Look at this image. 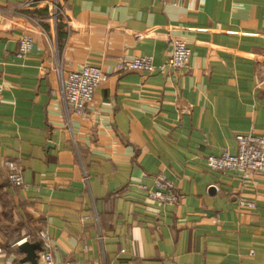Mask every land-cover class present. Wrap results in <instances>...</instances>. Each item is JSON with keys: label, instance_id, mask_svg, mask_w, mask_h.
<instances>
[{"label": "crops", "instance_id": "crops-1", "mask_svg": "<svg viewBox=\"0 0 264 264\" xmlns=\"http://www.w3.org/2000/svg\"><path fill=\"white\" fill-rule=\"evenodd\" d=\"M174 40L192 51L183 70ZM136 56L156 70L120 72ZM85 66L107 79L82 117L61 74ZM263 73L264 0H0V264L28 235L40 256V231L55 264H264V172L207 163L264 135ZM159 173L176 204L141 188Z\"/></svg>", "mask_w": 264, "mask_h": 264}, {"label": "built area", "instance_id": "built-area-1", "mask_svg": "<svg viewBox=\"0 0 264 264\" xmlns=\"http://www.w3.org/2000/svg\"><path fill=\"white\" fill-rule=\"evenodd\" d=\"M57 12L61 11L58 8ZM33 38L24 35L19 41V56L25 57L32 49ZM192 51L183 40L173 41V52L168 61V65L174 69L183 70L188 67ZM120 72H143L152 73L156 66L152 58L148 56H136L131 60H121L119 62ZM107 79V74L99 66H85L79 70H72L66 76L61 74V91L65 103L71 110L82 117L87 116L88 105L94 98L97 87ZM259 84L264 86V73ZM2 88L0 86V103ZM237 153L231 154L228 151L220 155H209L207 157L208 166L217 172L236 171L242 174H252L258 171L264 172V135L253 133L238 134ZM5 167L9 170L8 179L15 186H23L24 178L19 166L12 160L5 161ZM150 200L164 205H174L179 201V196L175 191V183L164 173L155 175L151 184L141 185ZM242 205L247 204L244 199L240 200ZM253 205V203H249ZM39 237L44 244V250L40 253L39 264H55L53 247L46 232L40 231ZM31 238L26 236L20 243ZM1 250V249H0ZM73 264V262H67Z\"/></svg>", "mask_w": 264, "mask_h": 264}, {"label": "water", "instance_id": "water-1", "mask_svg": "<svg viewBox=\"0 0 264 264\" xmlns=\"http://www.w3.org/2000/svg\"><path fill=\"white\" fill-rule=\"evenodd\" d=\"M42 249L41 242L26 241L19 245V251L25 254V257L20 260L19 264L23 262H30L31 264H38V251Z\"/></svg>", "mask_w": 264, "mask_h": 264}, {"label": "trees", "instance_id": "trees-1", "mask_svg": "<svg viewBox=\"0 0 264 264\" xmlns=\"http://www.w3.org/2000/svg\"><path fill=\"white\" fill-rule=\"evenodd\" d=\"M1 203H2V204H3V203H5V200L1 199V202H0V204H1ZM3 205H4V204H3Z\"/></svg>", "mask_w": 264, "mask_h": 264}]
</instances>
